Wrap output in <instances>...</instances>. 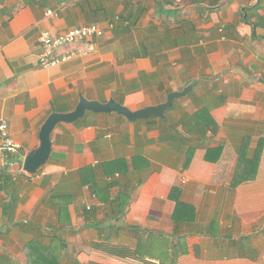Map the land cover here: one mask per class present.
<instances>
[{
    "label": "crops",
    "instance_id": "obj_1",
    "mask_svg": "<svg viewBox=\"0 0 264 264\" xmlns=\"http://www.w3.org/2000/svg\"><path fill=\"white\" fill-rule=\"evenodd\" d=\"M90 23L105 34L41 66L43 30ZM193 80L167 119L87 112L36 174L12 163L80 93L139 109ZM1 118L23 152L0 153V263L42 232L63 264H264V0H0Z\"/></svg>",
    "mask_w": 264,
    "mask_h": 264
},
{
    "label": "water",
    "instance_id": "obj_2",
    "mask_svg": "<svg viewBox=\"0 0 264 264\" xmlns=\"http://www.w3.org/2000/svg\"><path fill=\"white\" fill-rule=\"evenodd\" d=\"M195 83L196 80H193L189 82L183 90L169 92L164 102L139 109H133L124 105L114 97H111L107 101H100L97 99H89L80 93L79 101L73 110L67 112L53 111L49 114L41 126L38 146L26 152L22 159L20 157L14 158L12 163L22 162V170L27 175L36 174L44 168L50 160L52 153V135L56 127L60 124L76 123L84 118L87 112H116L124 115L130 121L145 120L153 116L167 119L165 112L173 107L177 99L186 96Z\"/></svg>",
    "mask_w": 264,
    "mask_h": 264
},
{
    "label": "built area",
    "instance_id": "obj_3",
    "mask_svg": "<svg viewBox=\"0 0 264 264\" xmlns=\"http://www.w3.org/2000/svg\"><path fill=\"white\" fill-rule=\"evenodd\" d=\"M48 16H56L54 10L47 11ZM113 24H111V27ZM106 29L98 24L90 23L73 27L65 32L53 34L49 30H43L40 35L42 52L39 56L43 67L56 66L65 63L76 54L74 45L94 37H101ZM23 152L22 146L16 142L10 132L9 121L0 119V153L11 156H19ZM88 209L91 206L87 207Z\"/></svg>",
    "mask_w": 264,
    "mask_h": 264
},
{
    "label": "trees",
    "instance_id": "obj_4",
    "mask_svg": "<svg viewBox=\"0 0 264 264\" xmlns=\"http://www.w3.org/2000/svg\"><path fill=\"white\" fill-rule=\"evenodd\" d=\"M167 123L166 121H164ZM0 173V180L3 182L0 185V192L5 191L7 188V183L11 180V176L7 174L6 170H2ZM5 184V185H4ZM16 197L14 194H11V198L8 203H3V214L6 216L9 221L12 219L13 213L15 211ZM25 228L26 231L29 229L25 225H21ZM68 247L67 243L61 238L60 235L49 236L48 241H46L45 234L40 232L39 235H34L25 243L24 251L26 255L25 264H63L61 262V257L63 254L60 252V249L65 250ZM114 248V246H110ZM114 253V251H112ZM77 262V261H76ZM0 264H21L14 262L9 259H4ZM96 264V263H95Z\"/></svg>",
    "mask_w": 264,
    "mask_h": 264
},
{
    "label": "rangeland",
    "instance_id": "obj_5",
    "mask_svg": "<svg viewBox=\"0 0 264 264\" xmlns=\"http://www.w3.org/2000/svg\"><path fill=\"white\" fill-rule=\"evenodd\" d=\"M22 259H24V257H22Z\"/></svg>",
    "mask_w": 264,
    "mask_h": 264
}]
</instances>
